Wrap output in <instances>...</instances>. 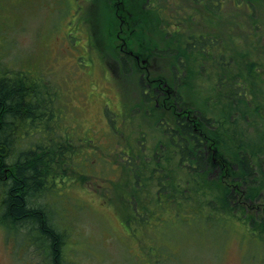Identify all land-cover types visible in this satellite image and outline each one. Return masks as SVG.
<instances>
[{"label": "rangeland", "instance_id": "obj_1", "mask_svg": "<svg viewBox=\"0 0 264 264\" xmlns=\"http://www.w3.org/2000/svg\"><path fill=\"white\" fill-rule=\"evenodd\" d=\"M142 2L149 12V27L144 28L157 35L150 39L161 60L156 69L164 67L172 84L176 85L177 75L183 78L179 86L186 101L227 131L224 145L236 144V137L237 143L256 144L259 133H264L255 124L260 112L264 116V107L254 111L264 104V0L252 4L245 0ZM111 5L109 0H0L3 63L17 69L32 59L41 65L53 89L60 92L66 125L81 143L74 142L79 151L67 167L65 183L61 179L36 198L52 210L56 229L68 232L62 264H264V188L255 197L249 193L258 186L251 181L264 183V161L254 164L256 177L245 181L246 191L238 193V199L235 193L225 200L219 199L222 193H209L206 207L187 213L186 222H180L172 207L163 209L167 221L154 215L147 217V223L137 211L133 193L153 202L151 193H158L162 180L195 183L198 179L207 187L213 185L212 190H225L233 177L231 169L229 175L222 174L223 169L218 175L210 167L208 171L194 168L196 158L181 162L176 144L181 132L171 137V125L178 127V113L143 94L144 66L122 68L125 71L116 66L117 53L109 43L107 26L108 20H117ZM133 5L139 10L137 1H131V10ZM98 18L105 20L103 27ZM92 20L105 36L94 33ZM116 30L120 39L126 37L119 26ZM142 33L149 32L143 29ZM195 39L202 50L190 47ZM249 65L262 67V84ZM224 75L232 93L229 98L221 95L237 110L235 122L215 103L216 89H224ZM242 86L251 100L248 104L239 96ZM232 123L234 127L229 126ZM259 145L264 148V134ZM174 183L168 184L170 189ZM250 219L261 232L253 233ZM6 229L0 223V264H46L38 250L28 252V231Z\"/></svg>", "mask_w": 264, "mask_h": 264}, {"label": "trees", "instance_id": "obj_2", "mask_svg": "<svg viewBox=\"0 0 264 264\" xmlns=\"http://www.w3.org/2000/svg\"><path fill=\"white\" fill-rule=\"evenodd\" d=\"M3 59L4 51L0 48V222L5 223L10 230H18L20 233L28 231L25 238H31L46 251L47 264H62V246L67 240L68 232L56 229L52 222V210L38 204L36 198L43 197L42 194L49 188L54 189V184L61 179L65 183L64 174L79 151L75 143H80V139H75L74 133L66 125L60 92L53 89V82L41 69V65L29 59L16 69L3 63ZM254 77L262 84V73L257 72ZM221 107L225 110V105ZM259 109L260 105L254 111L258 112ZM259 115L264 119L262 114ZM179 127L182 129L183 142L179 146L181 162H191L196 158L198 166L193 165L194 168L208 171L207 168L210 167V170L219 174L218 166L206 159V150L203 148L206 142L203 138L190 129L191 125L186 119L180 121ZM177 134L174 130L171 136ZM216 135L225 141L226 134L217 132ZM187 137L194 140L195 152L190 148ZM228 139L231 140L230 137ZM237 140V137L234 138L236 144H220L219 152L225 154L226 158L239 162L240 171L234 172L232 177L236 184V178L242 177L244 181L241 184L256 177L254 164L264 161L261 159L264 148L258 142L250 145L242 140L237 143ZM241 149L247 153H240ZM171 182H175L174 189L168 186ZM251 182L258 185L249 192L255 197L264 188V183L259 186L256 180ZM235 183H231L225 190H212L213 185L207 187V183L202 180L183 183L170 178L162 180L158 193H151L154 195L153 202L143 201L136 193H133V201L147 223V217L154 215L158 220L167 221L163 209L169 207L175 210V216L183 223L188 219L187 213L202 212L210 199L209 193H222V196L219 195L221 200H225V197L231 199L234 196L232 193H235L238 199V193H243L244 190L239 184L238 188L234 187ZM224 193L230 194L225 196ZM229 214L233 213L229 211ZM220 215L222 218L223 214ZM204 217L207 220V214ZM261 219L263 226L264 216ZM249 221L251 225L255 222L253 219ZM251 230L255 234L261 232L257 225H252Z\"/></svg>", "mask_w": 264, "mask_h": 264}, {"label": "flooded vegetation", "instance_id": "obj_3", "mask_svg": "<svg viewBox=\"0 0 264 264\" xmlns=\"http://www.w3.org/2000/svg\"><path fill=\"white\" fill-rule=\"evenodd\" d=\"M143 4V3H142ZM137 8H140L141 10L143 7L145 8L144 13H140L137 9H135L134 5L132 6V11L129 6V10H127V18L128 20L126 22L124 21H119V27H120V32L124 33L126 37H123L122 44H120L121 49H125L126 54H133L135 50V44H136V36L135 34L137 33V25L139 22H142L145 26H148V16L149 12L146 9V6L143 4V7L141 8L140 5H137ZM126 26V29H125ZM136 26V27H135ZM140 28V26H139ZM138 28V30H139ZM136 29V30H135ZM144 31H147L149 33L146 34L147 39H150L153 35H156L153 30L149 31V28H144ZM140 32L138 31V34ZM118 39L122 38L120 33L117 35ZM201 37H205L204 35H201ZM197 38V37H196ZM132 43H134V47H132ZM151 43V42H150ZM197 41L195 39L193 45H190V47H197ZM200 50V46H198ZM157 48L152 47L151 44H148L146 47V62L142 67L144 66L145 72L147 77L144 78L146 81V88L144 89L143 94H147L150 96L152 99L157 102L156 105H159L160 107H166L167 109H174L178 114V125L180 124L181 120L186 119L190 125H191V130L196 133L199 131L202 133L204 131L203 126L201 125V121L194 113L191 111H188L183 105H180L181 101L177 99V94L179 92L176 90V85L172 84L171 81H169L167 78H165V70L163 67V70L158 71L155 67L159 63L158 55H157ZM133 64V62H132ZM141 64V63H140ZM178 76V75H177ZM176 76V77H177ZM225 78L223 79L222 87L224 89L222 92L227 95L229 98L230 93L232 91L229 90L227 87L228 83V76L224 75ZM173 80H176V78H173ZM226 83V84H225ZM242 95V89L239 92V96ZM158 106V107H159ZM180 106L182 108H180ZM178 108V110H176ZM206 124H208L206 119H203ZM198 125H200L198 127ZM27 243V244H26ZM25 246L27 247L28 252L30 253L31 251L37 253L36 251L38 250V253L40 255V261H44L47 264L46 258H47V253L43 249H41L40 245H37L31 238H27L25 240ZM25 251V250H24Z\"/></svg>", "mask_w": 264, "mask_h": 264}]
</instances>
